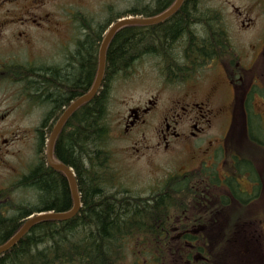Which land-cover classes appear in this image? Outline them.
<instances>
[{"label": "flooded vegetation", "instance_id": "1", "mask_svg": "<svg viewBox=\"0 0 264 264\" xmlns=\"http://www.w3.org/2000/svg\"><path fill=\"white\" fill-rule=\"evenodd\" d=\"M54 2L0 0V191L19 183L40 160L39 125L51 124L49 131L43 127L45 140L72 101L54 104L38 79L51 68H66L78 40L58 36L42 43L45 38L39 35L50 28L46 4ZM229 7L232 24L220 16L222 42L215 56L186 78L168 81L160 75L158 86L129 105L118 126L120 138L128 143V157L160 152L186 163L175 169L178 180L194 172L189 183H197L196 207L206 210L197 214H205L209 229L207 233L201 217L190 222L185 208L174 216L171 230L178 243L165 248L181 251L180 264H264V133H251L255 137L249 144L247 131L221 132L225 120L229 128L248 118L264 122V0H243L238 9ZM216 127L220 135L213 134ZM171 172L166 178L173 176ZM202 183L208 185L206 195L198 189ZM9 200L10 196H0L7 213L10 209L3 204ZM206 236L211 240L208 263L199 254L205 246L198 243ZM221 237L230 244L221 245ZM231 238L238 253L230 257Z\"/></svg>", "mask_w": 264, "mask_h": 264}, {"label": "trees", "instance_id": "2", "mask_svg": "<svg viewBox=\"0 0 264 264\" xmlns=\"http://www.w3.org/2000/svg\"><path fill=\"white\" fill-rule=\"evenodd\" d=\"M174 0H139L132 7L113 11L102 22L92 23L79 12L76 16L81 38L73 48L66 68H51L39 76L47 88L45 96L54 97V104L74 99L87 92L95 79L98 50L107 27L123 16L151 17L167 9ZM135 6V7H134ZM220 14L203 8L201 0H183L179 9L164 22L154 25H126L115 32L105 55V70L101 87L88 102L80 105L66 120L54 145V157L70 166L77 180L81 207L66 221L43 220L34 224L13 247L0 256V264H117L125 255L124 245L133 241L132 252H149L152 264H169L170 215L191 198L188 176L182 180L170 178L147 195L130 194L116 179L111 167L112 153L107 149L110 127L107 108L111 94V79L129 76L138 61L156 59L158 70L168 81L180 80L196 73L221 48L222 33L218 30ZM40 124L38 153L40 160L31 166L17 183L32 190L34 201L4 202L0 205V244L16 233L24 222L19 220L33 211H67L72 198L66 177L46 165L43 127ZM239 130L253 135L262 132L260 123L250 118ZM120 185V187H119ZM9 194L6 189L4 196ZM10 206V207H9ZM12 207V208H11ZM6 212V213H5ZM141 248V249H140ZM149 249V250H148ZM180 254V253H179Z\"/></svg>", "mask_w": 264, "mask_h": 264}, {"label": "rangeland", "instance_id": "3", "mask_svg": "<svg viewBox=\"0 0 264 264\" xmlns=\"http://www.w3.org/2000/svg\"><path fill=\"white\" fill-rule=\"evenodd\" d=\"M143 3L149 2V0H141ZM243 0H201V3L205 7L219 10L224 17L227 24H232V18L229 15L230 5L234 7H240ZM136 3V5H135ZM139 0H55L53 4H46L47 17L50 20V28L44 33L40 34L41 38H45L43 42L49 41L53 37H69V36H81L78 33V27L76 23V16L79 11L82 12L86 19H91L92 23L102 22L108 12L106 6L110 5L115 12L124 11L133 5L137 6ZM134 6V7H135ZM75 9V10H74ZM78 10V11H77ZM71 11L73 13H71ZM40 29L39 31H41ZM49 39L47 40L46 38ZM160 73L157 70L156 59L154 58H143L135 65V70L131 77L127 79H117L113 86L111 97L107 108V122L110 127V133L107 140V149L112 153L111 166L116 170V179L112 180V183H121L122 188L130 192V194L147 195L152 191L161 187L164 183V175L172 168L176 169L179 165L186 166V163L179 162L178 159H171L158 152H148L144 156L128 158L125 149H128V143L122 141L119 136V124L122 122V114L126 113V109L129 105L136 103L137 100L143 99L149 92H153L155 86H158L156 82H159ZM220 81L223 77L219 75ZM134 101V102H133ZM258 109V108H257ZM122 117V118H121ZM264 127V124H262ZM228 122L226 121L221 128V132H224ZM212 129L213 134L220 135V131ZM231 128H235L232 125ZM149 138H153L152 131L149 130L147 133ZM136 147V146H135ZM36 157V156H35ZM32 158H30V161ZM29 161V162H30ZM35 158L33 159V163ZM171 167V168H170ZM120 187V185H119ZM14 201L10 203L19 204L24 200L33 202L35 194L30 190L16 191L12 195ZM10 207V206H9ZM192 210L205 212L202 209L194 208L191 204L189 206ZM12 208V207H11ZM177 212V211H176ZM174 212V213H176ZM173 213V214H174ZM205 225V231L208 233L209 224ZM169 227V236L174 233ZM219 237L216 236L215 239ZM221 237L220 244H230L226 239ZM173 243H178L176 237L170 238ZM205 245L206 259L211 258V251L208 249L210 241L202 242ZM219 255H223L224 251H218ZM228 253L231 256H235L238 253L236 243L231 238V248L228 247ZM151 259L152 256L140 255L136 260L141 262L143 258ZM173 257L169 264H176L180 259L177 253L171 255ZM205 260V263H207ZM120 264H134L132 251L126 254V257Z\"/></svg>", "mask_w": 264, "mask_h": 264}, {"label": "water", "instance_id": "4", "mask_svg": "<svg viewBox=\"0 0 264 264\" xmlns=\"http://www.w3.org/2000/svg\"><path fill=\"white\" fill-rule=\"evenodd\" d=\"M183 0H175L173 5L163 13L151 17V18H140V17H126L117 20L107 31L105 34L100 50H99V66H98V71L96 74V78L94 81V84L92 88L84 95L73 101L67 109L63 112L61 117L57 120L55 126L53 127L50 136L48 138L47 142V149H46V159L48 165L58 171H61L68 182L69 189L71 192L72 200H73V207L67 211V212H56V213H41L39 215H36L35 217L27 220L25 224L20 228V230L5 244L0 246V253L7 250L10 248L12 245H14L25 233L26 231L36 222L41 221V220H46V219H57V220H65L73 215H75L80 207V200H79V195H78V190H77V185H76V180L74 177V174L72 170L67 167L65 164L56 162L53 157H52V148H53V143L55 140V137L57 133L59 132L60 128L62 127L63 123L67 119V117L82 103L90 100L94 94L96 93V90L98 89L100 82L102 80L103 76V69H104V59H105V51L106 47L111 39V37L114 35V33L122 26L124 25H132V24H138V25H149V24H155L163 21L164 19L168 18L171 14H173L180 6Z\"/></svg>", "mask_w": 264, "mask_h": 264}]
</instances>
